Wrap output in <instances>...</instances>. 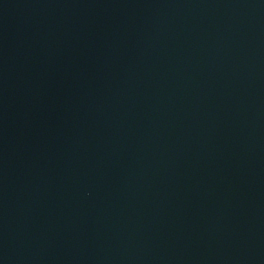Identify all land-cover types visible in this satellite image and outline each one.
I'll return each instance as SVG.
<instances>
[{"label":"water","instance_id":"95a60500","mask_svg":"<svg viewBox=\"0 0 264 264\" xmlns=\"http://www.w3.org/2000/svg\"><path fill=\"white\" fill-rule=\"evenodd\" d=\"M0 264H264V0H0Z\"/></svg>","mask_w":264,"mask_h":264}]
</instances>
